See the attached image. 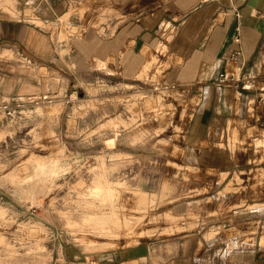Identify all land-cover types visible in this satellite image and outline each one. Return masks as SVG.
I'll return each instance as SVG.
<instances>
[{"label":"rangeland","instance_id":"obj_1","mask_svg":"<svg viewBox=\"0 0 264 264\" xmlns=\"http://www.w3.org/2000/svg\"><path fill=\"white\" fill-rule=\"evenodd\" d=\"M84 8L74 0L68 14L46 27L59 41L79 34L86 28ZM66 51L59 47V61L45 66L10 59L26 78L16 87L19 94L8 98L10 112H0V264L8 262L4 252L10 264H69L79 256L72 248L98 264L139 245L159 262L157 251L177 254L197 240L184 233L197 229L202 196L227 200L218 209H229L234 198H257L252 182L258 175L246 179V172L219 174L222 190L208 192L206 180L217 170L197 167L208 143H198V150L189 135L198 98L177 84L171 88L173 79L162 71L177 60L161 53L137 79L118 71L117 58L72 65ZM150 72L153 80L145 78ZM240 182L244 190L237 195L233 186ZM31 185H38L36 195L19 189ZM100 212L110 220L93 217ZM239 215L229 227L221 225L229 245L238 243L234 236L243 229L259 235L264 224V216L258 222ZM204 230L205 237L213 235Z\"/></svg>","mask_w":264,"mask_h":264},{"label":"crops","instance_id":"obj_2","mask_svg":"<svg viewBox=\"0 0 264 264\" xmlns=\"http://www.w3.org/2000/svg\"><path fill=\"white\" fill-rule=\"evenodd\" d=\"M72 1L0 0V43L18 45L42 66L59 61V47L67 49L66 60L72 65L111 56L118 59V71L124 77L137 79L144 66L161 53L177 60L162 71L173 79L168 80L174 84L171 88L177 84L184 93L198 98L189 135L198 150V143H208L198 155L197 166L217 170L215 179L206 180L208 192L218 188L219 174L222 179L245 172L246 179L249 174L252 178L258 175L252 182L258 196L251 201L234 198L228 203L229 209H218L227 200L219 196L210 199L208 195L200 198L197 229L184 233V237L197 240L184 251H157L159 262H155V252L146 255L145 246L139 245L126 252L118 250V257H103L98 264H264V224L259 235L249 229L236 233L237 244L229 245L220 235L221 225L234 223L238 211V220L255 216L259 222L264 216V0H75L85 7L82 25L86 28L59 41L46 24L58 23L55 17L68 14ZM232 50L238 53L231 57ZM15 64L0 59V97L6 100L19 94L16 87L26 78ZM222 73L231 78L239 74L251 77L245 83L220 80ZM152 74L145 78L153 80ZM36 80L41 82V78ZM236 184L233 187L238 195L244 184ZM37 186L19 189L36 195ZM93 217L105 223L111 215L100 212ZM9 218L5 217L6 222ZM204 229H212L213 235L205 237ZM3 231L10 233L9 225L3 224ZM257 235L258 240L252 242ZM71 252L79 256L69 264H96L85 259L83 251L72 248ZM4 254L8 257L5 264H10V255ZM128 255L132 256L126 258Z\"/></svg>","mask_w":264,"mask_h":264},{"label":"built area","instance_id":"obj_3","mask_svg":"<svg viewBox=\"0 0 264 264\" xmlns=\"http://www.w3.org/2000/svg\"><path fill=\"white\" fill-rule=\"evenodd\" d=\"M238 53L237 50H232L230 52V56H234ZM13 57H16V60L21 62L22 64H32L34 60L28 56L26 53L23 52V50L16 44L14 43H0V59H11ZM250 75H244V74H239L235 76L234 78L227 77L225 73H222L220 76V80H225L228 78H231L235 80L236 82H249ZM168 83H164L162 85L163 89L169 88ZM157 86H155L156 88ZM0 112L2 113V116L5 117L7 113L10 112V107H9V102L8 100L0 97ZM32 210H35L34 207H32ZM93 261V260H92Z\"/></svg>","mask_w":264,"mask_h":264},{"label":"bare ground","instance_id":"obj_4","mask_svg":"<svg viewBox=\"0 0 264 264\" xmlns=\"http://www.w3.org/2000/svg\"><path fill=\"white\" fill-rule=\"evenodd\" d=\"M37 19V18H36ZM58 21V20H57Z\"/></svg>","mask_w":264,"mask_h":264}]
</instances>
